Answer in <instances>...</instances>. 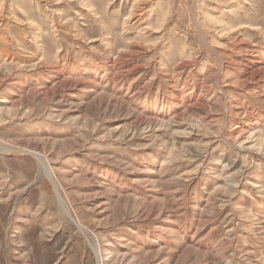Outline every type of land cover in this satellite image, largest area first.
Here are the masks:
<instances>
[{"label": "rangeland", "instance_id": "374dc122", "mask_svg": "<svg viewBox=\"0 0 264 264\" xmlns=\"http://www.w3.org/2000/svg\"><path fill=\"white\" fill-rule=\"evenodd\" d=\"M0 264H264V0H0Z\"/></svg>", "mask_w": 264, "mask_h": 264}]
</instances>
